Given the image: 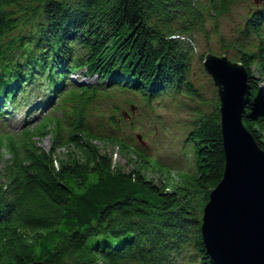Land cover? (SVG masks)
<instances>
[{
  "label": "trees",
  "instance_id": "16d2710c",
  "mask_svg": "<svg viewBox=\"0 0 264 264\" xmlns=\"http://www.w3.org/2000/svg\"><path fill=\"white\" fill-rule=\"evenodd\" d=\"M235 2L0 0V118L4 109L29 107L36 93L49 110L19 134H0V152L10 154L0 177V264H216L201 224L225 156L217 92L207 100L194 80L195 36L207 35L210 22L218 26ZM237 32L222 48L248 71L243 122L264 150V6ZM81 70L99 82L77 84L70 76ZM109 91L145 104L169 96L192 113L184 128L190 170L179 173V188L144 174L172 170L140 152L132 136L117 135L128 124L124 114L94 133L88 110ZM49 134L77 160L58 161L54 149L33 141ZM95 141L136 157L141 169L122 171Z\"/></svg>",
  "mask_w": 264,
  "mask_h": 264
},
{
  "label": "rangeland",
  "instance_id": "374dc122",
  "mask_svg": "<svg viewBox=\"0 0 264 264\" xmlns=\"http://www.w3.org/2000/svg\"><path fill=\"white\" fill-rule=\"evenodd\" d=\"M264 6V0H236L233 5L232 11L226 17L220 19L218 26L217 22H210L208 24L207 35L197 34L196 38V61L194 64V80L202 88L205 93L206 99L210 101L213 97L214 91L217 92L216 87L213 85L211 77L206 73L203 67L204 57L208 53L221 56L227 55L232 61L235 51L225 53L222 48L224 42L234 40L238 35L239 26L243 25L244 20L249 15L253 8ZM228 40V41H227ZM204 56L202 61L200 60ZM256 71V67L252 68ZM71 78L78 83L84 84H97L99 79L97 75H88L85 70L78 71L73 74ZM106 80L105 84H108ZM262 94L264 95V84L261 86ZM218 96V93H217ZM42 93L30 95L28 105H36V111L29 112L27 108H19L16 111L9 110V114L0 119V134L3 136L11 135L10 133H18L25 124V121L32 120L31 123L44 117L47 114V109L41 106ZM219 99V97H218ZM23 100V98H22ZM183 101H186L185 99ZM41 106V108H39ZM59 116L62 113H58ZM88 124L94 128V133L104 134L109 123L108 118L113 114L120 117L122 114H127V125H123V129L119 131L118 136L129 138L133 137V145L142 153L148 156L161 165L170 167L172 170L171 175L161 174L155 171H146L144 174L147 178L155 181L159 186L164 189H177L180 183V172H188V163L184 153L189 152L186 145V123L189 122L192 113L183 106H178L176 101L168 97H162L150 104H145L139 95L133 93L122 94L119 91H109L105 94L99 95L90 106L88 110ZM34 120V121H33ZM130 122L133 123L132 126ZM121 123V122H120ZM133 127V128H132ZM112 130V129H110ZM10 132V133H7ZM140 135L141 140L136 137ZM38 147L50 151L54 149L58 161L69 162L74 159L77 160V152L65 141L57 143L55 136L49 134L47 136H37L33 139ZM103 153L108 154L113 163L124 172H131L133 170H140L141 163L139 160L126 153H121L117 147L111 146L109 143L95 141ZM186 149V150H185ZM0 154L3 156V161L0 166V177L4 180V168L6 161L10 159V154L6 149H2ZM192 169V167H191ZM182 264H189L187 260H183Z\"/></svg>",
  "mask_w": 264,
  "mask_h": 264
},
{
  "label": "water",
  "instance_id": "95a60500",
  "mask_svg": "<svg viewBox=\"0 0 264 264\" xmlns=\"http://www.w3.org/2000/svg\"><path fill=\"white\" fill-rule=\"evenodd\" d=\"M203 67L219 97L225 156L222 179L204 207L203 244L216 264H264V150L243 122L248 71L225 54L208 53Z\"/></svg>",
  "mask_w": 264,
  "mask_h": 264
}]
</instances>
